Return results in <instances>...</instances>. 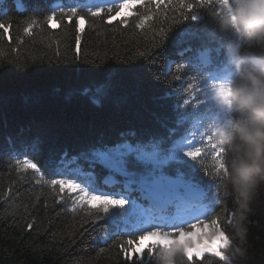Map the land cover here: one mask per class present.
I'll use <instances>...</instances> for the list:
<instances>
[{
    "label": "trees",
    "instance_id": "1",
    "mask_svg": "<svg viewBox=\"0 0 264 264\" xmlns=\"http://www.w3.org/2000/svg\"><path fill=\"white\" fill-rule=\"evenodd\" d=\"M21 4L22 11L9 0L0 4V24L6 26L0 28V264H137L120 250L128 237L109 236L112 210L108 217L74 204L75 193L36 183L31 170H17L15 160L31 158L50 180L62 179L57 171L76 157L71 167L97 180L102 170L85 166L80 153L101 139L111 144L120 139L119 133L134 129L139 138L155 136L164 139V147L170 146L175 138L173 109L181 106L183 95L177 93L182 82L175 79L174 69L182 64L175 37L185 30L186 35L208 34L205 41L214 45L223 43L216 30L217 9H196L211 28L207 31L196 21L183 20L181 13L187 10L177 9L175 3L168 9L162 6L158 15L150 5L153 18L143 28L136 26L135 18L126 24L120 19L108 23V11L100 16L78 11L85 18L80 26L75 17L69 22L57 12L50 0ZM51 11L56 20L50 24L46 18ZM144 11H138L141 18ZM29 25L31 32L25 33ZM80 27L84 30L77 31ZM166 66L172 69L167 75ZM174 79L177 86L172 85ZM94 99L100 103L94 104ZM188 169L186 165L180 171ZM205 171L199 170L201 179L213 170ZM221 188L223 203L212 219H218L232 239L233 251L240 249L231 264H264V189L241 222L230 186L223 183ZM206 258L199 264H224ZM144 264L164 261L153 253ZM174 264L189 262L177 251Z\"/></svg>",
    "mask_w": 264,
    "mask_h": 264
},
{
    "label": "snow or ice",
    "instance_id": "2",
    "mask_svg": "<svg viewBox=\"0 0 264 264\" xmlns=\"http://www.w3.org/2000/svg\"><path fill=\"white\" fill-rule=\"evenodd\" d=\"M3 2L4 0H0V4ZM12 3L18 11L23 10L21 0H12ZM174 3L177 9L187 10L186 13H181L183 20H201L196 9L209 6L216 7L217 16L230 11L229 0H195L194 3H186V0H115L108 9L107 22L120 19L126 24L129 18H135L139 20L136 26L143 28L153 18L150 5L155 6V14L158 15L162 6L168 9ZM141 8L145 9L142 18L138 15ZM89 11L92 16L104 13L101 8ZM60 12L68 17L69 22L73 17L78 24L85 20L83 16L77 15L76 7L66 11L61 9ZM113 12L114 15L111 14ZM2 13L3 10L0 9V14ZM46 19L51 24L56 20V13L49 14ZM5 27L0 24V28ZM31 29L32 26L29 25L24 31L30 33ZM161 34L163 38V29ZM76 40L79 46L80 37L77 36ZM183 67L181 65V70ZM195 67L207 71V75L201 77L207 82L203 86L192 83L187 85L192 94L190 98L183 100L185 114L178 117L175 138L170 146L164 147V139L155 136L139 138L137 132L131 129L121 132L120 139L114 143L108 144L101 139L81 151L80 156L83 159L107 170L103 184L112 191L96 194V177L90 172L85 173L82 169L71 167L76 157L63 170L57 171L58 176L65 177L62 179H46L37 163L27 157L16 158L17 170H31L38 184L59 185L61 192L67 188L69 192L76 194L74 204L89 206L95 213L107 214L113 209L118 210L124 218L123 234L128 237L120 245L126 260L135 258L137 264H144L146 257L159 253L164 264H174L175 253L178 251L189 264H192L194 258L202 260L205 255L216 257L224 264H231L232 257L227 255V251L232 246V240L218 219H207L214 206L205 203V192L198 185L186 181L183 174L173 177L167 171L173 165L183 164L188 165L194 172L195 165L192 162L202 163L210 153V166L213 169L211 175L219 178L227 187L225 176L228 169L224 163V149L221 146L222 141L217 139L215 129L218 124L227 120L228 114L215 113L208 105L209 93L214 90L216 82L223 78L227 68L225 65L219 69L212 68L206 52L200 54ZM175 79L179 81L181 76L177 75ZM92 102L100 103L96 99ZM181 128L183 131H179ZM69 176L76 178H67ZM235 216L236 213H232V217ZM228 223H232V218H229ZM208 229L212 230L209 241L196 246L194 239L202 240ZM213 239L218 241L215 247L211 243ZM236 252H240V249L237 248Z\"/></svg>",
    "mask_w": 264,
    "mask_h": 264
},
{
    "label": "clouds",
    "instance_id": "3",
    "mask_svg": "<svg viewBox=\"0 0 264 264\" xmlns=\"http://www.w3.org/2000/svg\"><path fill=\"white\" fill-rule=\"evenodd\" d=\"M229 5L216 21L227 72L209 93L208 105L228 114L215 131L242 222L264 189V0H229Z\"/></svg>",
    "mask_w": 264,
    "mask_h": 264
},
{
    "label": "bare ground",
    "instance_id": "4",
    "mask_svg": "<svg viewBox=\"0 0 264 264\" xmlns=\"http://www.w3.org/2000/svg\"><path fill=\"white\" fill-rule=\"evenodd\" d=\"M50 1L57 6V9H60V10L63 9L65 11L69 8H72V7L77 8V7L87 6L90 3L89 1L86 0L83 3H80L78 5H75V3L73 5H71V4L65 3V0H50ZM102 1L105 2L106 0H102ZM9 2H11V4H13L12 0H9ZM187 2H193L194 3L195 0H187ZM151 6L155 8L154 5H151ZM59 11H57V12H59ZM88 11H89V9L85 10L84 14H87ZM107 11H108V9H104V12H107ZM53 12H55V11H51V13H53ZM195 23L198 27H202L205 30L207 29V31L208 30L211 31V28L207 24H205V22L203 20L196 21ZM78 25L81 26L82 23L80 22ZM80 28H82V27H80ZM80 28H78L77 31H79ZM186 34H188V32L185 30L180 32V34H178L175 37V42H174L175 50L178 52L177 56H178L180 62H182V64H180V66L177 69H174V71L177 73V75L181 76V82H182V83L178 82V84L180 85V88L177 90V93L183 94L181 106L177 109H173L174 112H173V116L171 117V121L174 125V133H175V130L177 129L178 117L181 116L182 114H185V109L183 107V100L190 98L191 94H192L191 90H189L187 88V85L189 83H192V84H195L198 86H203L207 82V81L201 79L202 76L207 75V71H202L201 69L195 67V65L198 62V58H199L201 53L207 52L208 50H210V46L211 45L214 46V44H215L213 41H210V42L205 41V38L208 36V34L202 35V36L198 35L196 32H193L191 35H186ZM203 43H205V44H203ZM216 48H217V51H220L221 49H223V43L221 45H217ZM208 55H209L210 60L212 62V68L219 69V68L224 66L225 57L223 55L220 57V59H219V55L216 57H214L212 54H208ZM177 60L178 59H175L174 61L178 62ZM181 65L184 66L183 70H181ZM171 70H172L171 66H166L165 74L167 75V74L171 73ZM174 82H175V79L173 80L172 85H174ZM174 86H177V85H174ZM200 98L201 97H198V99H200ZM162 123H163L162 124V126H163L165 124V122H162ZM180 131H183V129H181ZM172 133H173V131L171 130V134ZM174 133H173V135L175 136ZM119 135H120V133H119ZM204 147H206V146H204ZM19 157L24 158L25 156L24 157L19 156ZM80 159L82 161H84L85 166L89 167L87 160L83 159L82 157ZM192 164L195 165V171L194 172L191 168L188 170H181L180 171L181 168L186 166L183 164L173 165L175 167V169L170 168V169H167V171L173 177H175L179 174H183L186 181H190L191 183L198 185L205 192V194H206L205 203L211 204L214 206V210L211 211L210 215L207 216V219L211 220L213 218V216L216 214V212L218 211V209H220V207L223 203L222 202V194L224 195V192H223V188H221V185L223 183H221L220 181L218 182L217 178H214L212 175H207L208 178H205V179H201L202 177H200V174H199L200 169L208 170V171L213 170L210 166L211 165L210 153L204 162H202V163L201 162H192ZM208 171H205V173L206 174L209 173ZM104 177H105L104 175H103V177H97L96 188L99 189V187H100V189H101L100 192H99V190L97 191L98 194H100L101 192L106 190V187L103 184ZM111 191H112V189H111ZM217 197H218V200H217ZM112 211L114 212L115 216L113 217L112 221L110 219V222L107 223L109 231L111 230L110 227L112 228V230L109 233V236L115 235L116 233L120 234L119 232H121L122 230H123V232L125 231L124 218L122 217V215L119 213L118 210L113 209ZM107 216L109 217V215H107ZM230 218H232V217H230ZM228 220H229V218H228ZM210 235H211V233H208L207 231H205V235L202 238V240H195L194 239V244L196 246H199L201 243L208 242ZM125 237H127V236H125ZM144 243H147V241H144ZM211 243H212V246L214 247V246H216L218 241H215L213 239V240H211ZM232 244H233V241H232ZM230 253L233 256H231ZM227 255L232 257V260L235 259L234 256H236V252L233 251L232 246L228 249ZM207 256H210V255H205L202 260L197 259L198 262H195V263H198V264L202 263L203 260L207 259L206 258ZM212 260L216 261V262H222L216 257H213Z\"/></svg>",
    "mask_w": 264,
    "mask_h": 264
},
{
    "label": "rangeland",
    "instance_id": "5",
    "mask_svg": "<svg viewBox=\"0 0 264 264\" xmlns=\"http://www.w3.org/2000/svg\"><path fill=\"white\" fill-rule=\"evenodd\" d=\"M215 247V246H214Z\"/></svg>",
    "mask_w": 264,
    "mask_h": 264
}]
</instances>
